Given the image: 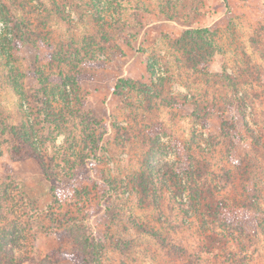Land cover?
Returning a JSON list of instances; mask_svg holds the SVG:
<instances>
[{"label":"rangeland","instance_id":"rangeland-1","mask_svg":"<svg viewBox=\"0 0 264 264\" xmlns=\"http://www.w3.org/2000/svg\"><path fill=\"white\" fill-rule=\"evenodd\" d=\"M8 21L22 24L9 37L28 40L0 43V123L28 130L49 173L85 179L82 209H65L103 236V264H264V0H0V32L13 29ZM204 28L219 52L196 64L176 42ZM120 79L159 95L116 94ZM9 139L18 144L0 131V186L11 195L16 250L33 264L71 242L31 236L50 225L53 198L40 161L11 158ZM188 170L202 197L183 207L172 198ZM107 181L119 197L112 205L94 187Z\"/></svg>","mask_w":264,"mask_h":264},{"label":"trees","instance_id":"trees-1","mask_svg":"<svg viewBox=\"0 0 264 264\" xmlns=\"http://www.w3.org/2000/svg\"><path fill=\"white\" fill-rule=\"evenodd\" d=\"M7 23H11L13 29L10 30V28L5 25L4 32H0V43L7 45V47L9 48L14 47L15 49H17L18 47L22 46L24 44L23 42H26L28 39L23 38V41H15L14 39H12V37H9L10 33L8 34V32L6 31L9 30L12 36V32H14V29L22 31V24L12 21H8ZM211 35L212 34L209 32V30L205 28L188 29L183 33L181 38L176 43L186 51L187 55L191 56L192 62L200 64L199 62H203V60L210 58L214 53L219 52L217 47L213 46V39ZM206 43L209 44L208 47H206ZM42 44L44 46L43 42ZM211 48L214 49L213 53L210 50ZM45 54V58L47 60L53 61V59L55 58L54 55L51 53ZM78 55L75 56L78 58ZM89 64L90 61H87L85 65ZM124 88H131L136 90L137 92H140L141 94H149L152 97H156L159 95L155 86L148 87L143 84L136 85L132 81L125 79H120L118 81V85L115 86V90L117 91L116 94H120V92ZM43 102H45L44 104L46 108H43L42 113L44 114V117L49 119L50 108L46 104V99H44ZM197 110L198 108H196L193 113L194 119L198 117V115L195 114ZM196 122H198V120H196ZM59 126L60 120H57V123L54 124V127L55 129H58ZM0 131L2 134L8 133L11 137H13V140L15 142H17L16 139L18 140V144L12 143L10 141L11 139L5 141L6 143H9L7 150L9 151L11 158L16 157L18 159H22L23 157L26 158L27 156H30L32 159H37L38 161H40L43 173L46 176V179L50 186V193L51 197L53 198V202L51 207L47 208L46 211V221L50 225L46 227L45 225H42L40 223V225L38 226L39 229L36 227L37 231L35 233L33 232L31 236L35 238L37 234H47L50 236H54L59 243H62L64 241L71 242V250L62 251L59 248L55 251H52L49 255L40 259H37L38 256L36 255L32 258V263L54 264L60 261L67 260L73 264H103V254L105 250V239L103 238V236L99 235L98 233H94L91 227L89 225H86V223H84L83 221L80 222L74 217H71L69 215V211L65 209L77 205L78 208L82 209V207H80V204L83 203L85 200V190H88L87 188L81 187V185L83 184L82 181L85 179H80V177L75 174L76 172L71 171V169L64 168L63 170L66 171V173L64 174L58 168H54V172L52 171L51 173L46 171L44 164L40 159V150L35 144V141L32 140L31 136L27 134L28 130L19 131L18 128L14 125L7 126L4 123H0ZM51 141L54 142V139H52ZM22 149L25 152V156L20 155V150ZM198 150H201L200 147H198ZM56 164H58L57 166L60 168L61 166L66 167L68 165V161L66 160V157L63 156L62 158H60L59 162L55 163V165ZM189 172L190 171L188 170L180 175H176L177 181H179V183L176 186V189L173 193L175 195H173L172 198L174 200L176 197V200H178L176 205H182L183 207L185 205L184 203H182L183 198H187L189 201L196 202V204H198L201 201L202 197V193L198 185L201 179L200 175H198V172L194 170L191 173ZM66 177H68L66 180L67 182L62 183L63 179ZM94 187L96 193L98 192L97 197L99 198L100 202L109 200L110 196L112 195L113 199L111 201V205L117 202V199L119 197L117 195H114V189L113 186L110 184V181L101 183L97 182L95 183ZM16 191H18L17 194L19 195L20 204L27 211L29 222L39 223V221H36L35 219V208L32 205V201L30 202L29 199H27L26 196L18 190V188L16 189ZM11 201V195L7 187L1 185L0 264H22L25 260L29 258L27 257V255L25 256L24 253L19 254L16 250V247H18L19 243L21 242V235L17 230V224L15 219L13 218V211L10 209V206L12 204ZM104 206L107 207L108 204H105ZM115 206V208L117 209V207L121 205H118L117 203ZM32 207L34 210H32ZM250 207V203L248 204V207L245 206L246 209ZM252 208H254L255 210L254 206H252ZM184 215H187V213H184ZM217 219L218 220L216 221L222 223L219 218ZM217 226L220 227V225ZM238 228L239 226L234 227L233 230H236ZM148 233L152 236H158V234L152 229L148 230Z\"/></svg>","mask_w":264,"mask_h":264},{"label":"crops","instance_id":"crops-1","mask_svg":"<svg viewBox=\"0 0 264 264\" xmlns=\"http://www.w3.org/2000/svg\"><path fill=\"white\" fill-rule=\"evenodd\" d=\"M42 237H51V238H53V240H54V242H55V244L57 245V243H58V241H57V239L54 237V236H41V238ZM39 240V239H38ZM36 241V243H35V245H34V248H40V245H39V241ZM37 244V245H36ZM49 244H52V243H49ZM37 246V247H36ZM53 248H55V247H53ZM53 248H51L50 250V252H49V254L52 252V251H55L56 249H53ZM56 248H57V246H56ZM38 250V249H37ZM40 251L42 252V251H44V250H42V249H40ZM25 254H26V252H25ZM38 254V253H37ZM38 255H40V254H38ZM22 264H31L30 262H29V260L27 259V260H25Z\"/></svg>","mask_w":264,"mask_h":264}]
</instances>
